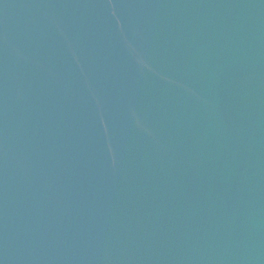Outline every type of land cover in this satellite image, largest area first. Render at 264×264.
I'll use <instances>...</instances> for the list:
<instances>
[{
  "label": "water",
  "instance_id": "obj_1",
  "mask_svg": "<svg viewBox=\"0 0 264 264\" xmlns=\"http://www.w3.org/2000/svg\"><path fill=\"white\" fill-rule=\"evenodd\" d=\"M0 264H264V0H0Z\"/></svg>",
  "mask_w": 264,
  "mask_h": 264
}]
</instances>
